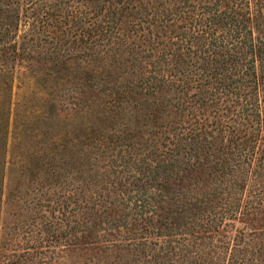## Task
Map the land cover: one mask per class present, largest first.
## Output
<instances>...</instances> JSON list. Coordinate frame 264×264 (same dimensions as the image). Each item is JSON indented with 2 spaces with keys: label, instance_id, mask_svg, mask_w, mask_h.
<instances>
[{
  "label": "trees",
  "instance_id": "trees-1",
  "mask_svg": "<svg viewBox=\"0 0 264 264\" xmlns=\"http://www.w3.org/2000/svg\"><path fill=\"white\" fill-rule=\"evenodd\" d=\"M94 2L103 9L108 5L107 51H125L137 65L130 68L132 78L119 83L116 77L103 89L101 110L115 116L126 111L135 116V125L112 132L108 140L96 129L84 133L90 145L83 150L66 123L48 154L17 155L19 162L34 159L29 166L20 164L21 173L28 183L42 178L41 186L52 182L66 188L77 158L92 147L91 153L110 157L103 175L116 176L109 193L120 196L121 207L116 218L108 212L112 201H103V208L88 217L93 231L103 233L101 251L125 250L134 264H264L235 224H247L243 217L264 203L244 197L249 182L264 177V34L252 24L251 0ZM263 2L255 0L262 19ZM133 21L148 31L136 34L129 25ZM163 116L178 119H171L168 143L159 146L150 140L163 132L157 122ZM138 118L160 130L144 136L136 129ZM141 151L152 158H137ZM139 162L148 163L142 169ZM125 172L134 174L123 198ZM71 190L64 189L62 196L68 199ZM95 192L93 197L102 196ZM13 196L9 191L7 201ZM9 249L22 261H31L36 250Z\"/></svg>",
  "mask_w": 264,
  "mask_h": 264
},
{
  "label": "rangeland",
  "instance_id": "rangeland-1",
  "mask_svg": "<svg viewBox=\"0 0 264 264\" xmlns=\"http://www.w3.org/2000/svg\"><path fill=\"white\" fill-rule=\"evenodd\" d=\"M94 1L0 0V147L3 156L0 162V264H134L131 261L134 256L125 250L101 251L98 243L104 240L103 233L96 234L88 218H92L93 211L103 208V201L109 200L112 204L108 212L117 213L116 218L120 214L117 202L120 196L109 193L110 182L116 180V176L109 175L107 179L103 175L109 170L110 157L91 153L92 147L84 153L81 151L83 156L80 154L73 166L71 184L62 189L51 181L49 186H41L45 183L42 178L28 183L19 168L20 164L22 168L29 166L34 159L19 162L17 157L23 152L33 158L34 150H39V155L43 151L48 154L45 150L52 147L66 123L71 124V130L78 135L76 144L80 149L90 145L84 133L96 129L108 140L112 132L135 125V116L130 117L126 111L115 116L101 110L103 106L99 102L105 99L103 89L116 77L119 83L132 78L130 68L136 62L129 61L127 58L131 56L125 51L115 55L107 51L103 44L105 22L110 17L108 5L103 9V4ZM250 5L255 21L252 24H258L264 34V19L259 16L263 9L255 5V0H251ZM261 6L264 7V2ZM129 25H133L131 28L136 34L148 31L143 24L138 27L134 21ZM138 119L141 123L138 122L136 129L144 136L151 130H160ZM171 119L177 120L178 116H163L157 121L163 132L150 143L159 146L162 142L168 143L166 136H169ZM261 133L264 135L263 131ZM143 153L136 155L137 158H152L151 153L148 157ZM147 163L139 162L142 169ZM132 174L125 172L120 177L123 198L131 186L128 182ZM71 188L67 191L68 199L63 197L64 189ZM27 189L29 193L22 199L16 197L19 191ZM9 191L14 196L8 202ZM93 191L102 196L93 197ZM244 197L253 202L264 199V177L252 179ZM21 204L28 208L19 209ZM82 212L86 214L83 216ZM249 213L243 217L247 224L240 221L235 224L244 229L246 242L255 249V258L261 260L264 258V203L258 211L251 209ZM26 247L36 248L31 251L34 255L31 261H22L21 257L15 260L9 249L18 251Z\"/></svg>",
  "mask_w": 264,
  "mask_h": 264
}]
</instances>
